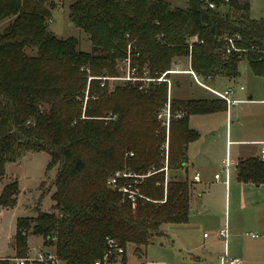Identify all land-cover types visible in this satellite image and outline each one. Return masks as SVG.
<instances>
[{
  "label": "trees",
  "instance_id": "obj_1",
  "mask_svg": "<svg viewBox=\"0 0 264 264\" xmlns=\"http://www.w3.org/2000/svg\"><path fill=\"white\" fill-rule=\"evenodd\" d=\"M185 1L70 0L69 20L92 43L86 52L76 37L50 29L52 11L64 0H0V184L6 165L28 153L45 151L49 167L57 165L41 195L54 187L51 210L38 207L36 216L17 219L15 257L29 256L35 234L59 261L94 264L112 238L125 252L108 260L125 263L128 246L140 251L166 235L164 224L189 221L194 187L178 175L188 165L189 144L200 137L189 118L227 104L171 97L167 127L161 115L169 85L157 78L176 58H190L202 80L237 78L242 60L264 76V18L251 17L249 0H217L216 9ZM222 36L234 38L236 50L227 54ZM127 60L137 78L155 80L112 88L109 80L121 77ZM118 172L131 175L111 184ZM237 180L263 183L264 160H239ZM19 192L16 180L6 184L0 205L14 207ZM0 264H12L10 257Z\"/></svg>",
  "mask_w": 264,
  "mask_h": 264
},
{
  "label": "rangeland",
  "instance_id": "obj_2",
  "mask_svg": "<svg viewBox=\"0 0 264 264\" xmlns=\"http://www.w3.org/2000/svg\"><path fill=\"white\" fill-rule=\"evenodd\" d=\"M170 1L181 6L186 4L185 0ZM249 1L251 17L264 18V0ZM69 2L70 0H64L63 4L58 3L53 9L50 29L58 37H76L79 40V49L91 52L92 43L87 33L69 20ZM182 61L186 63L187 59L184 58ZM120 67L121 77L109 80L112 88L123 82L122 78L128 74V65L122 63ZM239 71L240 74L235 79L221 78L215 85L207 83L220 91L231 86L235 91L233 98L236 102L229 107L228 111H218L208 116H197L194 119L193 126L198 129L200 137L190 147L191 152L200 150L203 155L209 150L213 160H221L226 157V142L230 139L233 140V144L229 145L231 158L237 159L242 151L260 154L261 143L264 141V76L255 74L246 60L240 62ZM182 77L184 78L182 86L177 91L181 96L190 98L214 96L209 90L198 85L191 76ZM240 86H244V90H240ZM173 91L175 94L176 89L174 88ZM50 162V155L40 151L28 153L25 157L6 165V174L0 184V192L13 180L18 182L20 192L14 207L6 208L0 205L1 258L15 257L12 243L19 217L36 216L38 207L44 211L51 210L54 204L52 198L54 187L41 198L43 190L49 188L57 173V165L50 168ZM197 168L196 164L189 163L187 169L181 171V174L192 180ZM207 172L210 173L208 178L211 179L214 174L220 172V169L211 167ZM231 179L228 188L221 182L205 184L199 181L194 184L189 221L181 224H164L163 229L166 235L156 238L152 244L142 247L140 251L133 245L128 246L125 263L119 260L115 264H221L211 255L212 251L221 254L224 252L223 241L214 234L225 226L226 220L230 229L228 230V249L229 245L231 246L229 256L230 258L239 257L244 261L238 253L242 250L247 251L255 245L247 233L258 232L254 228L258 211L253 207L236 208L235 200L242 199L244 195L247 201L255 203L253 206L263 208L260 215L264 217V182L260 186L251 185L249 191L241 189L242 185L235 180L234 169ZM205 232L210 233V238H204ZM28 244L30 257L37 256L38 252L54 251L52 247L44 245L40 235L30 234ZM252 250L254 252V248ZM140 255L142 257H139ZM57 264H66V262L58 260Z\"/></svg>",
  "mask_w": 264,
  "mask_h": 264
},
{
  "label": "crops",
  "instance_id": "obj_3",
  "mask_svg": "<svg viewBox=\"0 0 264 264\" xmlns=\"http://www.w3.org/2000/svg\"><path fill=\"white\" fill-rule=\"evenodd\" d=\"M250 11H251V3H250ZM186 59H187L186 63H184L182 61V58H176L174 60V63L172 65V69H171V70H173V72L169 73V76H168L170 81H171L170 96L171 97H176V98H181V99H220V100H223L220 97H218L214 92H212L210 89L204 87L203 85L199 84L195 80L193 75L190 73V70H192V68H191V60H190V58H186ZM185 75L191 76L198 85H200L203 88L209 90L211 93H213L214 96L210 97V98H194V97L190 98V97L181 96L180 94H178L177 91L181 88L182 83H183V79H184L182 76H185ZM221 78H227V77L219 76V77H216V78H209L207 80H202L201 79V80H202V82H204L210 88L215 89V88L211 87L210 85H215L217 82L219 83V80ZM227 79H230V78H227ZM230 80H232V79H230ZM207 83H209L210 85H208ZM174 88L176 89V93L175 94H174V91H173ZM229 88H232V87L230 86ZM229 88L227 87V89H229ZM215 90H217V89H215ZM233 90H234V88H233ZM240 90H244V86H240ZM217 91H220V90H217ZM233 95H234V93H233ZM233 95H232V98H233ZM234 100L236 101V99H234ZM226 104H227V110H225V111H228L229 107L231 105H233L234 103L233 104H228L226 102ZM211 114L212 113L191 115L190 118H189L190 127L192 129H195V130L198 131V129L195 126H193L194 119L197 118V116H208V115H211ZM197 141H198V139L193 141V142H191L189 144L188 150H187L188 164L189 163L196 164L197 167H198L197 168L198 170L195 172V174L193 176V179L190 180L193 183V187H195L194 184H196L197 182L200 181V182H204L205 184H208L210 182H221V183L225 184V186L228 188L230 183H231V180H232L231 179V175L233 173V169L235 170V180L242 185L241 189H243V190L247 189V190L250 191L251 190V185H254V186H260L261 185V184H255V183H252V182H240V181L237 180V164H238V161L241 160V159L249 158V157H258V158L264 160V156L262 155L261 150H260V154L259 155L258 154H251L250 152L242 151V152H240L238 154L237 159H233V158L230 157V154H229V145L233 144V140L227 139V142H226V146H227L226 147L227 148L226 149V151H227L226 157L222 158L221 160H218V159H216V160L214 159L213 160L211 158V153L209 152V150H207L205 153H203V155L201 154L202 152L200 153V150H196L195 152L192 151L193 153L190 151V147L192 146V144L196 143ZM263 143H264V141L261 143L262 146H263ZM262 146H261V148H262ZM227 156H229L235 162V164L231 166L228 176L223 171V160L226 159ZM211 167L220 169V172L214 174V176L211 179H209L208 177H209L210 173L207 172V171H209ZM186 169H187V167L185 169L180 170L178 172V175H179L180 178H182V179L187 178V177L182 176V174H181V171H184ZM197 173H199V175H200V179L199 180H195L194 179V177H195V175ZM217 174L220 175V179H216V175ZM193 192H192L191 198H192V196L194 194ZM241 198L242 199L235 200V207L236 208L246 209L248 207H253L256 211H258V217L256 216V219L254 221V228L258 232H254V231L250 232V233H257L258 236L257 237H252L251 234L247 233V235H249L252 238V240H253V242L255 244L254 247H253L254 248V252L252 250L253 248H251V249H249L247 251L246 250H242V251H240L238 253V255H240L244 259V261L241 258H239V257H236V258L241 260L244 264H264V217L262 215H260V212H261V210H263V208H257V206H253L255 203L254 202L250 203L249 201H247V199L244 197V195ZM224 228H226L227 231L230 230L227 220L225 222V226L223 228H220L219 230H217L215 232V234H214L218 239H220V241H223V243H224L223 244L224 245V252L221 254L219 252H215V251L213 252L212 251V255H211V256H213V258L216 259L217 262H220L221 264H225V262H223V256L227 255L228 257H230L229 253H231V246L230 245H229V249H228L229 232H228L226 238L219 234L220 230L224 229ZM205 233L203 235L204 238L205 239L210 238V233L207 236H205ZM232 233H233V231H232ZM210 244L212 245V243H210ZM230 244H231V242H230ZM233 251L234 250H232V252Z\"/></svg>",
  "mask_w": 264,
  "mask_h": 264
},
{
  "label": "built area",
  "instance_id": "obj_4",
  "mask_svg": "<svg viewBox=\"0 0 264 264\" xmlns=\"http://www.w3.org/2000/svg\"><path fill=\"white\" fill-rule=\"evenodd\" d=\"M203 1H205L207 6L210 7L211 9H216L219 6V4L217 3V0H203ZM229 1L230 0H223L221 2V5H224V4L228 3ZM196 40H198L197 36H194L190 39L191 42L196 41ZM222 40L225 41L224 42V49H225L227 54L231 53L233 50H236V46L234 44V38L228 37V36H222ZM124 63L126 64V66L128 65V74H127V76L123 77L122 80H124V81L142 80L144 82L143 87H145L150 81L155 80V79L148 78V77L137 78L136 74H135L136 68H134V67L132 68L130 66V61L127 60ZM171 72H173V70L166 71L159 78H157L158 81H167L168 85H169L168 102L165 106L164 111L162 112V115H161L165 121L164 124H166L167 127H169V123H170V99H171V96H170L171 81L167 77V74L171 73ZM190 73L193 75V77L195 78V80L199 84L210 89L218 97L225 100L228 104H233L236 102L232 98V95L234 93L233 88H229V89H226L224 91H217L215 89L210 88L204 82H202L201 78L193 70H190ZM116 78H120V77H116ZM261 153L264 156V143H263V146L261 148ZM234 164H235V162L229 156H227V158L223 160V171L226 173L227 176L229 175L231 166ZM121 175L130 176L131 174H128V173L122 174V173L118 172V173H116L115 177L110 180V183L115 184L116 178L121 176ZM194 179L195 180L200 179L199 173H197L195 175ZM216 179H220L219 174L216 175ZM123 190L126 192H129V197H131L134 200V192L132 190H129L128 187H124ZM219 234L226 238L228 231L226 228H224V229L220 230ZM249 234H251L252 237L258 236L257 233H249ZM207 235L208 234L205 233V236H207ZM124 252H125V248L116 239L111 238L108 240V251L104 254L102 259L95 260L94 264H112L108 260L111 253H115V255H117V257H121L124 254ZM10 260H11L12 264H23L26 261H30V262L38 261V262L45 263V264H57V262H58V259L53 252H51V253L38 252L37 256H35V257L28 256L27 258L10 257ZM223 262L228 263V264H244L241 260H239L237 258H230L227 255L223 256Z\"/></svg>",
  "mask_w": 264,
  "mask_h": 264
},
{
  "label": "water",
  "instance_id": "obj_5",
  "mask_svg": "<svg viewBox=\"0 0 264 264\" xmlns=\"http://www.w3.org/2000/svg\"><path fill=\"white\" fill-rule=\"evenodd\" d=\"M139 257H142V255H140Z\"/></svg>",
  "mask_w": 264,
  "mask_h": 264
}]
</instances>
